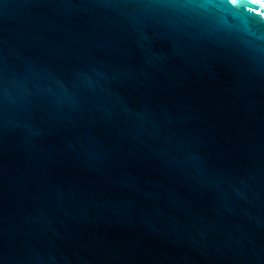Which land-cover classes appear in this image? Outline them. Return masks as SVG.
I'll use <instances>...</instances> for the list:
<instances>
[{
    "label": "water",
    "instance_id": "water-1",
    "mask_svg": "<svg viewBox=\"0 0 264 264\" xmlns=\"http://www.w3.org/2000/svg\"><path fill=\"white\" fill-rule=\"evenodd\" d=\"M0 0V264H264V8Z\"/></svg>",
    "mask_w": 264,
    "mask_h": 264
},
{
    "label": "snow or ice",
    "instance_id": "snow-or-ice-1",
    "mask_svg": "<svg viewBox=\"0 0 264 264\" xmlns=\"http://www.w3.org/2000/svg\"><path fill=\"white\" fill-rule=\"evenodd\" d=\"M229 4L236 5L237 0H227ZM251 3H258L259 0H250ZM261 7L264 8V3L261 4ZM260 15L264 16V13H260Z\"/></svg>",
    "mask_w": 264,
    "mask_h": 264
}]
</instances>
